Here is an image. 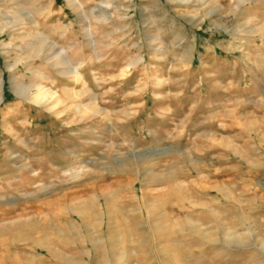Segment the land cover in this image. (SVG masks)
Masks as SVG:
<instances>
[{"label":"rangeland","instance_id":"1","mask_svg":"<svg viewBox=\"0 0 264 264\" xmlns=\"http://www.w3.org/2000/svg\"><path fill=\"white\" fill-rule=\"evenodd\" d=\"M0 264H264V0H0Z\"/></svg>","mask_w":264,"mask_h":264},{"label":"bare ground","instance_id":"2","mask_svg":"<svg viewBox=\"0 0 264 264\" xmlns=\"http://www.w3.org/2000/svg\"><path fill=\"white\" fill-rule=\"evenodd\" d=\"M178 173V172H177ZM157 176V175H156ZM73 177V176H72ZM170 177V176H169ZM118 178V177H117ZM160 179H158V181H159ZM162 180V179H161ZM153 181V180H152ZM155 182H157V181H155ZM86 185V184H85ZM94 187V186H93ZM101 187V186H100ZM71 188V187H70ZM86 188V187H85ZM102 188V187H101ZM97 189V188H96ZM104 189V188H103ZM89 190V189H88ZM85 191V190H84ZM83 191V192H84ZM86 191H87V189H86ZM85 191V192H86ZM68 192V191H67ZM71 193V195H72V197H70V195H69V198H71V199H73V198H76V197H78L77 195H78V191L76 192L75 190L73 191H70ZM83 192H81L82 194H84ZM98 194H94L95 195V202L96 203H98L99 204V207L100 206H103L104 204L105 205H107L108 204V202H109V196L104 192V191H102V190H100V191H98L97 192ZM63 195V194H62ZM64 195H66L65 193H64ZM63 195V196H64ZM79 195H81V194H79ZM68 196V195H67ZM67 196H64V197H67ZM93 196V195H92ZM64 197H62L64 200H65V198ZM89 197H91V196H89ZM61 198V197H60ZM61 198V199H62ZM68 198V197H67ZM87 200H85L82 204H81V206L80 205H78V207H76V205L74 206V207H72L73 208V212L74 213H72L71 214V219H69V222H70V225H71V227H73L75 224H76V222H78L79 223V225H81V226H85V227H88L89 228V224H88V218H89V216L90 215H88V214H90V211H89V209H91V206L93 205V203H94V201L92 200L93 199V197L92 198H86ZM84 200V199H83ZM52 200H51V202H50V200H47V201H44L43 203H41L40 205H37V204H31L30 206H29V209L30 210H41V208H43V209H51V210H53L54 209V206H56V205H54V204H56V202H54L52 205ZM54 205V206H53ZM80 206V207H79ZM79 208H82V211H83V213H81V210H79ZM95 210V209H94ZM68 222V223H69ZM111 222V221H110ZM109 222V223H110ZM18 225H22V224H18ZM109 226V225H108ZM69 227V226H68ZM100 227L102 228L103 227V222H101L100 223ZM111 227V226H110ZM87 228V229H88ZM76 232V230H72V232ZM115 231V230H114ZM192 231V230H191ZM208 233V232H207ZM89 235V234H88ZM91 237H93V236H91ZM115 239V238H114ZM85 240V239H84ZM116 240V239H115ZM87 241V240H86ZM90 241L92 242V244H94L95 246L98 244V242H99V239L98 238H91L90 239ZM112 241H114V240H112ZM90 246V245H89ZM97 260V259H96ZM105 260V259H104ZM99 263V262H98Z\"/></svg>","mask_w":264,"mask_h":264}]
</instances>
